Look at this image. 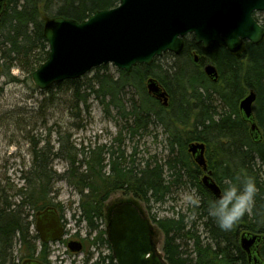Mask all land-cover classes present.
<instances>
[{"label": "trees", "instance_id": "1", "mask_svg": "<svg viewBox=\"0 0 264 264\" xmlns=\"http://www.w3.org/2000/svg\"><path fill=\"white\" fill-rule=\"evenodd\" d=\"M118 4L119 0H5L0 11V95L4 84L21 82L14 69L31 80L32 73L48 60L50 49L44 36L47 20L64 17L80 22ZM258 14L254 15L257 21ZM261 24L264 26V16ZM184 41V50L178 57L166 53L150 65H137L130 73L120 71L118 78L108 74L107 65H103L84 84L81 78L48 89L49 93L52 89L68 91L65 104L76 117L89 113L88 99L95 97L109 116L116 110L121 120L120 132L113 145L95 149L77 150L70 135H60L56 146L49 139L31 138L33 162L23 177L24 185L17 191L20 202L7 201L3 188L0 191V264H19L37 255L39 235L31 232L35 220H30L24 208L37 214L49 206L57 207L51 197L59 179L76 189L80 195L79 221L86 223L89 235L96 233L95 243L104 245L108 244L102 224L104 203L114 192L124 190L146 204L163 205L175 188L188 187L199 198L198 205L190 202L185 213L178 212L173 217H153L165 236L166 261L249 264L240 247L241 232L264 236V40L259 45L246 42L239 55L216 44L203 49L193 36ZM194 54L198 55L197 62ZM166 56L177 60L167 66L163 64ZM209 63L217 68L216 82L202 69ZM137 75L142 78L140 85L134 80ZM150 78L168 93L167 106L146 92L144 80ZM250 92L256 94L253 114L259 130L257 139L239 109V102ZM50 103L54 104V100ZM152 126L164 129L167 157L163 161L157 156L141 157L136 166L139 143L135 139L144 137ZM127 138L134 142L130 154L122 149ZM193 142L206 144L208 170L221 189L225 180L236 182L239 176L255 180L258 192L252 206L230 231L221 230L208 216V203L217 197L204 187L202 169L190 158L188 145ZM56 159L68 164L65 174L53 170ZM17 241L21 245L18 258L14 255ZM48 249L47 244L40 248L39 258L44 262L49 257ZM260 256L264 261V239ZM108 259L114 264L111 256ZM102 261L105 258L101 257Z\"/></svg>", "mask_w": 264, "mask_h": 264}, {"label": "water", "instance_id": "2", "mask_svg": "<svg viewBox=\"0 0 264 264\" xmlns=\"http://www.w3.org/2000/svg\"><path fill=\"white\" fill-rule=\"evenodd\" d=\"M4 2L0 0V11ZM261 12L264 0H119L116 7L96 11L80 22L64 17L49 19L44 28L49 58L32 73L31 80L36 88L45 91L57 83L80 79L102 65L113 64L119 70L131 72L137 65H150L167 52L180 55L187 36H193L203 49L216 44L239 55L246 42L259 45L264 40V26L254 17ZM204 72L211 80H218L213 64L205 65ZM147 89L164 106L168 105L169 95L156 79L148 80ZM255 102L256 94L250 92L239 102V109L257 139ZM206 150L203 142L188 145V152L206 172L203 185L218 197L222 189L208 170ZM134 205L127 202L118 206L109 222L108 234L117 263L168 264L161 260L152 242L150 221ZM56 210L49 206L37 212L36 230L43 243L64 237ZM263 239L259 234L242 235L240 246L251 255L250 264H264L259 248ZM257 244L252 256L251 249ZM69 248L80 253L83 246L79 241H70ZM22 264L33 262L26 260Z\"/></svg>", "mask_w": 264, "mask_h": 264}, {"label": "rangeland", "instance_id": "3", "mask_svg": "<svg viewBox=\"0 0 264 264\" xmlns=\"http://www.w3.org/2000/svg\"><path fill=\"white\" fill-rule=\"evenodd\" d=\"M263 13L261 12L257 16L260 23L263 21ZM163 56L164 54L161 57ZM163 59V64L165 62L167 66H171L177 60V58L174 59L172 56H166ZM120 71L122 70H119L113 64L107 65L108 74L114 78H118ZM13 73L21 80L20 83L4 84V80H1L4 84V91L0 95V191L3 188V197L9 202L18 204L20 197L17 195V191L24 185L23 177L31 168L33 162L30 143L32 137L39 141L49 139L51 145L56 146L60 135L63 137L70 135L71 142L74 143L77 150L83 147L95 149L99 145L110 147V145H113L114 139L119 135L121 120L117 117L116 110H112L109 116L101 101L93 96L87 102L89 113L76 117L70 112L68 105L65 104L70 96L68 91L59 89H52L50 93L48 90L42 91L36 88L32 80H27L20 70L14 69ZM94 74L95 69L83 76L81 82L83 84L86 83ZM134 80L136 84L140 85L142 78L137 75ZM144 81L146 92L148 93L147 79ZM129 91H134V88ZM149 95L152 96L151 94ZM50 100H54V104L50 103ZM78 126L81 128H77ZM166 137L164 129L160 126L151 128L150 132L144 134L143 138L137 137L135 139V142L138 141L139 143L137 165L140 164L141 157L147 159L150 156H157L159 160L163 161L168 154ZM133 144L134 142L127 138L123 142L122 149L127 154H130ZM115 149H118V144H115ZM78 158L82 159L81 154H79ZM67 169L68 164L64 160L56 159L53 162V170L58 174H65ZM54 191L51 201L56 204L60 215L63 216L66 232L62 241L49 244L47 261L50 264H92L97 261L99 254H110L111 250L108 249L107 245L95 243L96 233L94 232L90 236L86 223L79 221L80 195L76 189L69 185L65 179H59L54 185ZM174 191V194L170 196L165 204L159 205L154 203L146 204L136 199L132 193L118 190L110 195L104 203L103 212L105 219L102 224L106 228L108 212L113 205L130 200L135 202L152 222L153 217L162 219L173 217L178 212L185 213L187 205L190 203V198L195 196L194 191L188 187L181 189L177 187ZM24 209L30 220H35V226L31 228V232L34 235L37 233V215L29 207ZM154 225L157 232L159 252L162 253L165 236L159 226L156 223ZM71 239L81 241L83 239L84 249L81 253L73 254L69 252L67 242ZM37 245H39L37 251L39 253L40 241H37ZM20 250L21 245L17 241L14 251V255L17 258ZM88 259L89 261L87 262Z\"/></svg>", "mask_w": 264, "mask_h": 264}, {"label": "clouds", "instance_id": "4", "mask_svg": "<svg viewBox=\"0 0 264 264\" xmlns=\"http://www.w3.org/2000/svg\"><path fill=\"white\" fill-rule=\"evenodd\" d=\"M225 187L220 195L207 206L210 218L223 231H230L250 210L258 192L255 180L250 176H239L237 181H224ZM193 205L199 204L198 197H191Z\"/></svg>", "mask_w": 264, "mask_h": 264}, {"label": "flooded vegetation", "instance_id": "5", "mask_svg": "<svg viewBox=\"0 0 264 264\" xmlns=\"http://www.w3.org/2000/svg\"><path fill=\"white\" fill-rule=\"evenodd\" d=\"M203 70H204V68H203ZM147 82H148V80H147ZM153 97V96H152ZM154 99H156L155 97H153ZM158 102H161V101H159L158 99H156ZM191 155V158H192V161L194 162V163H196L195 162V158L192 156V154H190ZM205 173L206 172H204L203 170H202V174H201V176H200V178H201V182H202V179H203V176L205 175ZM203 183V182H202ZM205 187V186H204ZM127 202H132V200H130V201H124V202H121V203H119V204H116V205H113L110 209H109V212H108V216H107V225H106V238H107V241H108V244H105V245H107L108 246V249H110L111 250V253L110 254H106V255H103V253H101V254H99V258L97 259V261L96 262H100L101 264H111L110 262H109V259H108V256H111L112 258H113V263L114 264H118L117 263V260H116V258H115V255H114V251H113V245H112V243H111V241H110V238H109V234H108V226H109V222H110V219L112 218V215H113V211L118 207V206H120V205H122V204H124V203H127ZM133 204H135L137 207H138V210H139V213H140V215L144 218V219H148L149 221H150V223H151V225H152V231H151V239H152V242L154 243V245L156 246V248L158 249V252H159V244H158V241H157V232H156V229H155V225H154V221L152 222L151 221V219L149 218V217H147L146 216V214L140 209V207L135 203V202H132ZM134 205V206H135ZM51 207H55V206H51ZM57 210V213H58V216L61 218V215H60V213H59V210H58V208L57 207H55ZM61 225H62V227H63V231H64V235H65V232H66V227H65V222H64V220L63 219H61ZM252 232H250V231H243V232H241V234H240V239H241V237H242V235L243 234H245V235H247V236H252V235H254V234H257V233H252ZM260 235V234H259ZM91 236V235H90ZM65 237V236H64ZM64 237L60 240V241H62L63 239H64ZM240 239H239V241H240ZM74 241H79L78 239H73ZM72 239L70 240V241H73ZM94 240H95V238H94ZM39 241H40V248L42 247V244H47L48 246H49V244L50 243H53V241H48L47 243H43L42 241H41V239L39 238ZM70 241L68 240V242H67V247H68V249H69V252L70 253H73V252H71L70 251V248H69V243H70ZM79 242H81L82 243V246H83V248H82V251H83V249H84V245H83V239H82V241L80 240ZM241 247V246H240ZM257 248H258V244L255 246V247H253L252 249H251V253H252V256H253V254H254V252L257 250ZM260 248V247H259ZM242 249V248H241ZM81 251V252H82ZM243 251V253L245 254V256H246V258H247V260H248V262H249V258L251 257V255L250 254H248V252H246V251H244V250H242ZM80 252V253H81ZM40 253V252H39ZM39 253H37V255L35 256V257H28V258H26V259H23L22 260V262L21 263H19V264H22L24 261H26V260H30V261H32L33 262V264H38V263H41V264H50V262L49 261H47V262H44V261H42L40 258H39ZM160 254H161V260H164V261H166V259H165V256H164V253H163V251H162V253L161 252H159ZM74 254V253H73ZM76 254V253H75ZM101 257L102 258H105V262H101ZM147 257H150V254L147 256ZM252 258V257H251ZM89 261V259L87 260V262ZM86 262V263H87ZM167 262V261H166ZM93 263H95V262H93ZM92 263V264H93ZM168 263V262H167ZM169 264V263H168ZM250 264V263H249Z\"/></svg>", "mask_w": 264, "mask_h": 264}, {"label": "bare ground", "instance_id": "6", "mask_svg": "<svg viewBox=\"0 0 264 264\" xmlns=\"http://www.w3.org/2000/svg\"><path fill=\"white\" fill-rule=\"evenodd\" d=\"M181 54H182V53H181ZM181 54H180V55H181ZM174 55H175V54H174ZM176 56H177V55H176ZM178 56H179V55H178ZM102 66H103V65H102ZM100 67H101V66H100ZM203 68H204V67H203ZM154 127H155V126H152V128H154ZM141 138H143V137H141ZM136 166H138V165H137V160H136ZM202 184H203V183H202Z\"/></svg>", "mask_w": 264, "mask_h": 264}]
</instances>
